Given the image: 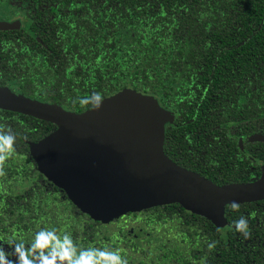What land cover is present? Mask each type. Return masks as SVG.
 <instances>
[{
	"label": "trees",
	"instance_id": "obj_1",
	"mask_svg": "<svg viewBox=\"0 0 264 264\" xmlns=\"http://www.w3.org/2000/svg\"><path fill=\"white\" fill-rule=\"evenodd\" d=\"M71 1L74 7L59 0L34 17L27 33L0 31V85L77 113L92 108L79 99L94 91L106 98L129 87L152 95L169 113L163 147L172 158L178 132L194 130L203 140L206 128L211 133L228 129L226 111L264 115L261 104L248 111L246 105L211 100L220 87L233 92L244 76L250 77L257 57L264 70V0ZM240 41L244 44L236 46ZM192 75L201 92L193 104ZM0 125L17 134L7 175L0 177V195L8 200L0 199V209L14 213L10 221L29 231L44 226L39 218L50 220L65 200L68 210H79L39 170L32 147L57 126L1 108ZM205 173L218 180L216 170Z\"/></svg>",
	"mask_w": 264,
	"mask_h": 264
},
{
	"label": "flooded vegetation",
	"instance_id": "obj_2",
	"mask_svg": "<svg viewBox=\"0 0 264 264\" xmlns=\"http://www.w3.org/2000/svg\"><path fill=\"white\" fill-rule=\"evenodd\" d=\"M58 1L0 0V20L17 26L0 31L29 32L33 18L53 9ZM69 3L74 7L73 1L69 0ZM14 37L18 41L21 39L19 35ZM243 44L244 41H240L236 46ZM22 48L27 49L26 46ZM250 71V77L244 76L233 92L220 87L219 93L211 94V100L216 104L223 100L241 107L246 105L248 111L259 110L260 104L264 105V70L260 71L258 57ZM191 79L193 104L201 92L194 82L196 77L192 75ZM213 111L217 112V108ZM226 112L229 113L225 123L227 130L211 133L206 128L203 140L194 130L178 132L176 154L174 158L167 155L177 164L219 186L264 180V115L254 113L246 117L242 113ZM196 119L197 115L193 120ZM208 119L204 116L205 121ZM165 140L166 136L164 143ZM213 169L217 171L218 180L205 173ZM0 199L8 201L6 195H0ZM239 204L240 210L236 212L232 210L231 203H227L223 217L218 220L188 209L180 202L127 211L115 218L102 220L80 209L68 210L65 200L60 204V211L49 215L50 220L39 218L44 226L29 231L21 230L18 223L10 221L14 213L0 209V216H3L0 217V245L10 251L9 245L4 242L14 234H20L28 241L41 228H56L61 235L69 232L80 248H120L129 264H264V197ZM157 207L161 210H156ZM157 216L160 219L154 221ZM241 216L249 221L251 236L248 239H244L234 228V222ZM211 234L221 240L213 242ZM210 244L214 247L210 248ZM9 258L16 259L15 256Z\"/></svg>",
	"mask_w": 264,
	"mask_h": 264
},
{
	"label": "water",
	"instance_id": "obj_3",
	"mask_svg": "<svg viewBox=\"0 0 264 264\" xmlns=\"http://www.w3.org/2000/svg\"><path fill=\"white\" fill-rule=\"evenodd\" d=\"M15 27L0 20V29ZM0 108L57 126L32 145L38 168L93 218L180 202L218 220L227 203L264 197V180L219 186L173 161L163 147L169 113L136 89L104 98L99 110L77 113L0 85Z\"/></svg>",
	"mask_w": 264,
	"mask_h": 264
},
{
	"label": "clouds",
	"instance_id": "obj_4",
	"mask_svg": "<svg viewBox=\"0 0 264 264\" xmlns=\"http://www.w3.org/2000/svg\"><path fill=\"white\" fill-rule=\"evenodd\" d=\"M103 101L102 94L95 91L90 96L79 99L81 106L91 104L94 110H99ZM16 142L17 134L11 127L0 125V177L7 175L5 165L16 152ZM231 208L238 212L239 202L232 201ZM234 228L244 239L250 238L247 217L241 216L236 220ZM4 243L9 245L11 250L6 251L4 245H0V264H129L120 248L109 246L80 248L69 232H63L61 235L56 228H41L28 241L22 235L14 234ZM209 247H214V244H210ZM12 256L16 259L9 258Z\"/></svg>",
	"mask_w": 264,
	"mask_h": 264
}]
</instances>
